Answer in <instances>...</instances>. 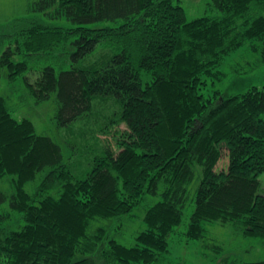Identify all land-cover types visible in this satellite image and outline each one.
I'll return each instance as SVG.
<instances>
[{
  "label": "trees",
  "instance_id": "obj_1",
  "mask_svg": "<svg viewBox=\"0 0 264 264\" xmlns=\"http://www.w3.org/2000/svg\"><path fill=\"white\" fill-rule=\"evenodd\" d=\"M208 8L188 21L173 0H40L34 12L75 27L36 16L0 26V86L4 74L20 81L36 105L55 94L54 121L92 156L75 175L62 147L15 119L10 97L0 96V178L13 188L0 190V204L9 203L0 264H162L190 207L187 240L202 239L207 223L264 239V90H211L241 47L264 66V0ZM224 150L228 164L218 170ZM148 197L159 200L146 205L133 246L98 226L132 216Z\"/></svg>",
  "mask_w": 264,
  "mask_h": 264
},
{
  "label": "rangeland",
  "instance_id": "obj_2",
  "mask_svg": "<svg viewBox=\"0 0 264 264\" xmlns=\"http://www.w3.org/2000/svg\"><path fill=\"white\" fill-rule=\"evenodd\" d=\"M40 0H0V26L7 21L17 17H39L45 23L52 26L71 28L75 25L65 18L50 19L41 12H34L33 7ZM181 5L186 13L188 21L198 19L212 14L208 8L211 0H173ZM105 22L92 24L91 26H103ZM66 56L61 68H68L70 61ZM259 55L252 52L249 47H241L230 54L222 65V71L227 75L222 83H218L211 90L218 89L226 94L234 95L246 91L251 86H257L264 90V66L255 67ZM32 66H36L33 65ZM250 67V73L245 71ZM238 72V73H237ZM207 91L206 93H211ZM0 96H9V106L12 116L17 120L27 118L31 120L37 132L54 139L63 149L64 160L68 163L75 175L83 176L91 167L92 156L81 150L80 143L75 141L66 129L59 128L54 121L56 113L55 94L52 99L36 105L22 89L20 81L10 83L4 74ZM124 128V127H122ZM76 131L78 128L75 129ZM96 146V144H93ZM79 148V149H78ZM82 153V154H81ZM81 154V155H80ZM227 151L224 150L217 169L223 170L227 167ZM262 186L259 193L264 194V174L260 176ZM201 181L200 171L197 172L193 182L195 190ZM26 189L29 192L34 190V183H28ZM0 190L6 194L13 191L12 184L8 177L0 178ZM158 201L159 197H148L141 205H138L130 217L103 220L98 226L108 227L111 234L117 241L133 246L136 236L145 229L143 216L146 205L150 201ZM9 206L8 202L0 204V213H3ZM193 207L185 212L183 221L176 228L175 233L169 239V253L162 264H236L239 262L264 261V239L257 237H246L242 231L232 223H207L204 225V237L198 240H187L185 233L190 222V215Z\"/></svg>",
  "mask_w": 264,
  "mask_h": 264
}]
</instances>
